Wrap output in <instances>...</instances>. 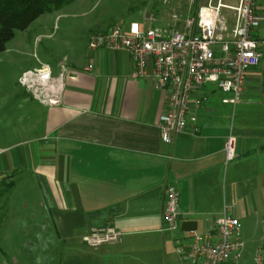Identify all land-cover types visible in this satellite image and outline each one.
<instances>
[{"label": "crops", "instance_id": "obj_1", "mask_svg": "<svg viewBox=\"0 0 264 264\" xmlns=\"http://www.w3.org/2000/svg\"><path fill=\"white\" fill-rule=\"evenodd\" d=\"M256 9L264 15V0ZM95 32L67 42L54 69L46 62L32 70L50 68L56 103L32 93L39 102L32 107L23 95L15 120L7 117V141L0 139L7 217L0 215V227L6 219L7 228L30 227L41 243L43 229L53 228L57 264H185L176 250L190 233L182 223L195 221L202 232L227 211L241 221L238 264H264V20L255 31L262 58L247 73L241 101L234 107L230 94L205 85L200 130L170 144L159 128L166 92L153 79L132 77L126 51L91 50ZM231 128L237 145L228 161ZM170 183L180 192L174 232L163 230ZM94 227L114 228L122 241L88 246Z\"/></svg>", "mask_w": 264, "mask_h": 264}, {"label": "built area", "instance_id": "obj_2", "mask_svg": "<svg viewBox=\"0 0 264 264\" xmlns=\"http://www.w3.org/2000/svg\"><path fill=\"white\" fill-rule=\"evenodd\" d=\"M257 1L206 0L195 16L183 21V28L177 24L158 26L139 20L117 22L96 31L89 48L126 51L133 63L132 77L153 79L166 92L159 128L162 140L170 144L178 135L200 130L198 111L203 104L205 85L213 84L230 94L234 107L241 101L247 73L262 58L261 42L255 31L264 15L258 13ZM21 83L44 102L52 104L58 100L59 84L48 67L26 71ZM236 145L237 137L231 128L224 148L228 161L235 158ZM179 199L177 185L168 184L163 230H179ZM122 237L114 228L94 227L85 242L96 247L120 243ZM242 248L241 221L224 211L204 231H190L176 250L185 264H238Z\"/></svg>", "mask_w": 264, "mask_h": 264}, {"label": "rangeland", "instance_id": "obj_3", "mask_svg": "<svg viewBox=\"0 0 264 264\" xmlns=\"http://www.w3.org/2000/svg\"><path fill=\"white\" fill-rule=\"evenodd\" d=\"M205 1L74 0L60 10L41 15L27 29L16 30L6 50L0 53V139L7 141V117L10 122L15 120L23 95L31 98L32 107L39 103L21 83L25 71L36 70L46 62L54 69L59 54L66 51L67 42L82 38L86 31H98L131 20L158 26L177 24L183 28V21L195 16ZM49 34L53 36L49 37ZM1 191L7 192L6 183L0 185V195ZM0 205L3 209L0 215L7 217V193L1 196ZM34 230L30 227L7 228L6 219L0 227V264H57L59 245L54 229H43L42 243L34 236ZM25 233L30 235L26 237Z\"/></svg>", "mask_w": 264, "mask_h": 264}, {"label": "trees", "instance_id": "obj_4", "mask_svg": "<svg viewBox=\"0 0 264 264\" xmlns=\"http://www.w3.org/2000/svg\"><path fill=\"white\" fill-rule=\"evenodd\" d=\"M74 0H0V53L15 37L16 30L27 29L37 18L71 4Z\"/></svg>", "mask_w": 264, "mask_h": 264}, {"label": "water", "instance_id": "obj_5", "mask_svg": "<svg viewBox=\"0 0 264 264\" xmlns=\"http://www.w3.org/2000/svg\"><path fill=\"white\" fill-rule=\"evenodd\" d=\"M200 31V29H198ZM197 223L195 221H185L182 223V230L183 231H192L196 230Z\"/></svg>", "mask_w": 264, "mask_h": 264}]
</instances>
